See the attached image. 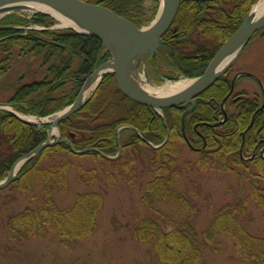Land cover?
<instances>
[{
  "label": "trees",
  "instance_id": "obj_1",
  "mask_svg": "<svg viewBox=\"0 0 264 264\" xmlns=\"http://www.w3.org/2000/svg\"><path fill=\"white\" fill-rule=\"evenodd\" d=\"M83 1L104 5L138 27L147 25L159 7V0ZM254 2L181 0L171 27L161 37L162 43L145 57L148 76L158 82L201 75ZM54 22L53 17L40 12L28 16L10 12L0 17V102L11 104L18 112L45 117L63 109L75 100L88 75L110 58L96 36L69 27L51 28ZM223 74L204 91V98L214 96L219 100L223 96L227 89ZM255 108V99H246L225 122L202 124L199 130L205 136V145L199 151L191 149L183 137L181 110L164 108L168 138L154 147L166 135L162 117L152 107L126 97L112 72L104 74L85 102L58 123L60 138L67 137L70 144L60 141L44 147L2 187L15 190V194L8 195L10 200L19 193L26 200L20 211L7 216L8 233L15 238L53 234L65 247L89 235L97 224L102 193L88 189L76 192L67 205L57 201L58 194L68 191L67 175L74 161L87 158L92 165H78L77 169V178L84 185L99 177L107 186L114 185L117 179L133 184L146 171L148 179L137 185L144 204L155 209L161 202H169L174 210L169 218L175 212H188L171 228H164L150 215L134 226V238L148 244L161 264H195L203 247L223 234L233 240L244 262L264 264V235L250 233L243 224L249 201L259 208L264 220V158L257 151L251 158L240 156L243 133L244 157L252 155L259 127L264 134L262 114L254 116L246 130ZM209 116L208 105L202 104L198 114L185 119V132L191 143L197 139L192 123ZM49 127L50 123L26 122L0 108V180L18 158L47 138ZM85 148L89 149L75 152ZM183 148L198 155V170L226 172L235 167L249 180L245 197L221 205L203 230L201 240L191 220L195 205L175 187L178 177L193 165L189 159L183 165L178 163ZM237 175L239 181L241 175Z\"/></svg>",
  "mask_w": 264,
  "mask_h": 264
},
{
  "label": "rangeland",
  "instance_id": "obj_2",
  "mask_svg": "<svg viewBox=\"0 0 264 264\" xmlns=\"http://www.w3.org/2000/svg\"><path fill=\"white\" fill-rule=\"evenodd\" d=\"M149 3L145 2L146 5ZM160 3L161 0H159V5ZM11 12L24 16L34 13L27 10ZM58 23L59 21L55 19L51 27L56 28ZM147 25H142V27ZM30 26L36 27L37 25L25 27ZM147 54L145 50L136 55L132 60L130 70L135 68L154 85L170 81L156 82L148 76L144 58ZM229 68L230 76L238 70L252 75L251 78L243 77L238 80L237 83L241 86L239 88L245 87L248 93L258 90V80L261 79L264 84V34L254 35ZM1 95L0 93V97ZM55 117V114H51L42 120L53 121ZM36 122L38 125L42 123L41 119ZM52 126L50 124L47 134L51 132ZM54 134L58 136L59 131ZM196 158H198L196 153L183 148L178 163L183 165L184 160L189 159L193 165L190 170L178 177L175 187L187 195L191 203L195 205L191 220L196 228L198 239L201 240L203 230L221 205L245 197L249 180L243 176L242 170L235 167L226 172L210 168L198 170L195 166ZM78 165L90 167L92 162L87 158H78L74 161L67 175L68 191L58 194L57 201L61 205H67L73 201L76 192L88 189L100 191L103 195V202L97 211V224L94 230L83 239L74 241L70 247L63 246L59 238L53 234H47L44 237L15 238L8 233L6 218L9 214L20 211L26 200L20 193L15 195V200H10L8 195L15 194V190L10 187L2 188L0 191V264H161L148 244L134 238L132 234L134 226L139 219L150 215L161 222L164 228H171L188 212L181 214L175 212L169 218L171 212L174 211L169 202H161L155 206V209L144 204L141 201L142 190L137 185H143L148 179L149 174L146 171L136 178V184L117 179L114 185L107 186L99 177L89 185H84L77 178ZM138 168L143 169L141 164ZM237 173L241 175L239 181ZM249 175L253 180L251 171ZM243 224L250 233L264 235L262 213L251 201L247 203ZM195 264L248 263L241 259L240 250L233 240L223 234L219 235L213 243L203 247L202 256Z\"/></svg>",
  "mask_w": 264,
  "mask_h": 264
},
{
  "label": "water",
  "instance_id": "obj_3",
  "mask_svg": "<svg viewBox=\"0 0 264 264\" xmlns=\"http://www.w3.org/2000/svg\"><path fill=\"white\" fill-rule=\"evenodd\" d=\"M180 1L181 0H161V3L158 7L154 19L150 22L149 25L145 27H138L133 22L129 21L128 19L124 18L120 14L114 12L113 10L109 9L104 5L86 2L83 0H0V8L10 3L39 2L48 5L55 10L64 11L77 18L78 21L85 26V28H83L82 30H79L71 25L57 24L55 27H69L79 33L94 35L101 40V42L104 44L105 48L110 54L109 60L98 65L88 75L89 77L91 74L97 73L101 70L103 66L108 67V69L102 73L100 79L97 81L92 91L98 85L99 81L101 80L104 74L112 72L118 89L126 97L139 104L152 107L162 117L163 122L166 125L162 111L164 108H179L183 107L188 103H191V107L189 108H192L195 98L199 96V94L204 92L206 89H208L213 84V82L231 66L234 60L242 52L244 46L250 40L251 36L257 31H259L260 35L264 34V13L254 19H250L249 15L253 6L252 5L247 15L243 18V20L233 31V33L215 51L213 57L211 58L207 67L201 75L193 78H184L192 80V82L178 93L166 96L148 95L141 91L139 88H137L129 78V71L132 60L136 55L140 54L145 50L148 53L155 52L157 45L162 43L161 37L172 25L174 17L176 16L177 11L179 9ZM15 10L20 9L6 10L0 15V17L6 13ZM33 12L44 13L56 19L52 14L46 11ZM110 46H113L114 50H111ZM234 48H239V52L231 59L224 61L228 52ZM85 81L82 84L75 100L63 109L54 113L56 117L53 121H41L51 123L55 127L56 131H59L58 123L62 119L67 117L69 114L76 111L85 102L86 98H88L86 97L83 101H79V96L83 89ZM92 91L90 92V94L92 93ZM0 108L10 111L17 118L26 122L37 123L34 118H46H39L34 115H28L32 117L31 119L24 118L19 115L22 113L17 112L16 110H14L11 104L7 103H0ZM185 113L186 112L182 114V121L184 120ZM22 115L26 116V114ZM167 138L168 131L162 143H164ZM60 141L70 144L67 137L59 138V134L57 136L54 134V132H50L48 134V137L43 142L39 143L32 150H30L22 157L18 158L13 163L7 176L0 180V188L6 186L14 178L18 169L29 158H31L44 147ZM162 143L153 146L158 147ZM88 149L89 148L75 150V152L83 153ZM107 157L113 158L115 156Z\"/></svg>",
  "mask_w": 264,
  "mask_h": 264
},
{
  "label": "flooded vegetation",
  "instance_id": "obj_4",
  "mask_svg": "<svg viewBox=\"0 0 264 264\" xmlns=\"http://www.w3.org/2000/svg\"><path fill=\"white\" fill-rule=\"evenodd\" d=\"M229 71H230V68L223 74V79L227 81L226 82L227 89L225 90L223 96L219 100H217L214 96H208V98H204V92H202L201 94H199V96L195 98L192 108H189L191 107V103H188L184 105L183 107H179V109L181 110V123H182L183 137L187 145L191 149L199 151L205 145V136L199 130L202 124L205 123L206 125L213 126V125H217V124L225 122L228 119V116L233 114L235 109H237V107L240 106V104L246 99H255V102H256V108L254 109L251 115L250 123L246 127V130L251 126L254 116L256 115L262 114L260 121L262 124H264V84L262 80L261 79L258 80L259 82V84L257 83L258 90H254L253 92L248 93V90H246L245 87L239 88L240 84H238L237 82L243 77L251 78L252 75L244 71L238 70L232 76H230ZM202 104L208 105V109H210V116L207 117L205 120H197L194 123H192V129L197 136V139L194 142L198 143V141L200 140L199 144H195V143H191L186 135L185 119H188L192 115V113L197 112L198 114V110H200V105ZM184 112L186 113L184 116V120L182 121V114ZM166 129H167V126H166ZM167 131L168 129L166 130V133ZM257 135H258V138L252 149V155H250L249 157H244L241 152L242 150L241 148L243 144V139L245 137V133L242 134V143L240 147L241 157L251 158L252 156H254L255 152L257 151L258 154L264 158V134L260 133V127L257 129Z\"/></svg>",
  "mask_w": 264,
  "mask_h": 264
},
{
  "label": "bare ground",
  "instance_id": "obj_5",
  "mask_svg": "<svg viewBox=\"0 0 264 264\" xmlns=\"http://www.w3.org/2000/svg\"><path fill=\"white\" fill-rule=\"evenodd\" d=\"M4 6L1 7L2 9L0 8V15L6 10H10V9H20V10H27V11H32V12L33 11H46L52 14L59 21L58 23L59 25H71L79 30H82L83 28H85V26L71 14H68L61 10H55L50 6L39 3V2L10 3ZM263 13H264V0H257L251 8L249 17L250 19H254ZM110 49L114 50V47L110 46ZM238 52H239V48L231 49L228 52L227 56L225 57L224 61L231 59ZM107 69H108L107 66H103L100 71H98L95 74H91L87 78L83 86V89L80 93L79 101H83L87 97V95H89V93L94 88L97 81L100 79L102 73ZM129 78L131 82L137 88H139L144 93L148 95H152V96H166V95H172V94L178 93L179 91L187 87L192 82V80L180 78L174 81L165 82L161 85H154L148 79H146L143 75H141L135 68L129 71ZM19 115L27 119L32 118L28 115L26 116H23L22 114H19ZM34 120L39 121L40 119L34 118ZM51 132H54V133L56 132V129L54 126H52L51 128Z\"/></svg>",
  "mask_w": 264,
  "mask_h": 264
}]
</instances>
